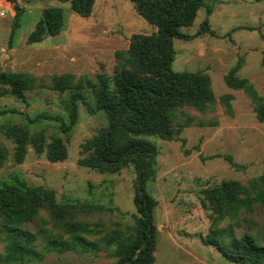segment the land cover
I'll return each instance as SVG.
<instances>
[{
    "label": "rangeland",
    "instance_id": "1",
    "mask_svg": "<svg viewBox=\"0 0 264 264\" xmlns=\"http://www.w3.org/2000/svg\"><path fill=\"white\" fill-rule=\"evenodd\" d=\"M19 3L23 11L11 39L15 7L0 1V55L6 58L0 60L3 63L0 69L26 72L35 78V86L25 91L23 100L9 91V85L0 83V109L8 110L0 115V127L7 123L24 124L31 132L43 131L47 142L59 135L66 144L67 157L51 161L46 150L38 153L28 144L24 160L16 162L13 140L0 131L10 150L0 168V182L20 180L54 189L58 201L75 204L65 219L83 221L88 230L69 233L42 209L39 216L27 223L37 234L35 242L42 257L25 262L0 259V264H116L117 257L111 255L112 246L105 238L114 231L125 235L133 231L140 214L134 200L137 169L129 164L111 173L80 164L79 160L87 153L84 144L106 125V116L100 110L92 112L79 101L76 123L64 128L63 122L70 123V91L54 89L52 76L72 73L75 80L93 81L99 74L112 76L116 51L128 47L133 33H153L156 28L131 0H95L92 13L86 17L74 12L69 0H19ZM50 5L64 9L61 32L28 43L25 36ZM206 19L211 31L202 30ZM182 31L192 36L174 38L171 68L208 73L216 103L205 112L185 107L195 122L184 127L178 139L141 137L157 148L147 184L155 199L152 212L156 227L155 264H234L205 241L213 212L203 205L202 190L226 179L247 184L264 172V121L257 118L251 98L225 81L230 69L241 62L238 75L248 78L264 97V0H206L194 22L182 27ZM85 91L88 104L94 106L93 94ZM227 93L232 94L230 108L222 99ZM43 113L59 119L36 118ZM228 156H232L236 166ZM240 220L241 225L234 226L238 235L244 231L257 232L264 226V205L243 212ZM228 222L226 219L221 226ZM75 235L86 242H76ZM51 238L64 240L71 246L49 249L46 244Z\"/></svg>",
    "mask_w": 264,
    "mask_h": 264
},
{
    "label": "trees",
    "instance_id": "2",
    "mask_svg": "<svg viewBox=\"0 0 264 264\" xmlns=\"http://www.w3.org/2000/svg\"><path fill=\"white\" fill-rule=\"evenodd\" d=\"M8 1L15 6L11 30L13 39L23 7L19 0ZM131 1L156 30L131 35L128 47L116 51L117 62L112 76L99 74L96 81L75 80L72 73H62L52 76V87L70 91V123L63 122L64 128L76 123L79 101L87 104L92 112L100 110L106 116V125L84 144L87 153L79 160L81 165L111 173L129 164L137 169L134 200L140 214L136 217L133 231L128 235L114 231L105 238L112 246L111 255L117 257L116 264H155L156 227L152 221L155 199L149 193L147 184L157 148L141 137L178 139L182 129L195 122V117L184 108L193 107L205 112L214 107L216 95L211 76L205 71H175L171 68L175 57L174 38H191L192 35L183 32L182 27L194 22L206 0ZM69 2L74 12L86 17L92 13L95 0ZM211 11L209 7L208 12ZM64 23L62 6L45 7L27 42L58 35ZM202 30L211 31L208 19L202 24ZM241 65L238 62L232 67L225 75V81L229 87L243 90L251 98L257 118L264 121V97L248 78L238 75ZM0 83L9 85L11 93L25 100V91L35 86V78L26 72L0 69ZM85 90L93 94L94 106L88 104ZM222 99L230 108L232 94L227 93ZM7 111L0 109V115ZM41 117L59 119L46 113L36 118ZM0 131L13 140L16 162L24 160L28 144H32L38 153L46 150L51 161H62L67 157L66 144L59 135L47 142L43 131L31 132L27 125L17 123L3 124ZM9 153V147L0 137V168ZM228 159L236 166L232 156ZM202 192L203 205L209 206L213 212L206 243L214 245L234 264H264V226L255 233L244 231L240 235L234 229V226L241 225L240 215L243 212H252L256 205H264V172L247 184L237 179H226ZM74 207L72 202L58 201L56 191L44 185H28L20 180L0 182V259L25 262L42 257L35 242L37 234L27 226L40 215L42 209H46L54 223L69 233L88 230L83 221L65 219ZM226 219L229 220L227 225L221 226ZM75 240L82 244L86 242L76 235ZM46 245L49 249L71 246L64 240L52 238Z\"/></svg>",
    "mask_w": 264,
    "mask_h": 264
},
{
    "label": "crops",
    "instance_id": "3",
    "mask_svg": "<svg viewBox=\"0 0 264 264\" xmlns=\"http://www.w3.org/2000/svg\"><path fill=\"white\" fill-rule=\"evenodd\" d=\"M0 1H3V2H7V3H9V7H10L12 4H14V3H12V2H10V1H8V0H0ZM14 7H15V6H14ZM14 15H15V11H14ZM28 35H29V33H28ZM28 35L25 36V39H27ZM0 52H1V50H0ZM0 60H1V62H2L3 60L6 61L5 56H4V55H0ZM1 62H0V63H1ZM1 64H3V63H1Z\"/></svg>",
    "mask_w": 264,
    "mask_h": 264
}]
</instances>
